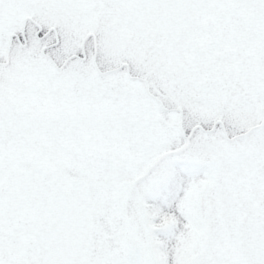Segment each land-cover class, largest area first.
Segmentation results:
<instances>
[{
	"label": "snow or ice",
	"instance_id": "obj_1",
	"mask_svg": "<svg viewBox=\"0 0 264 264\" xmlns=\"http://www.w3.org/2000/svg\"><path fill=\"white\" fill-rule=\"evenodd\" d=\"M0 264H264V0H0Z\"/></svg>",
	"mask_w": 264,
	"mask_h": 264
}]
</instances>
